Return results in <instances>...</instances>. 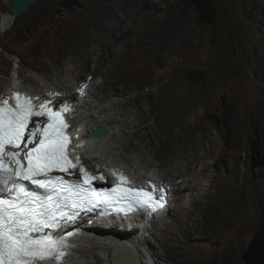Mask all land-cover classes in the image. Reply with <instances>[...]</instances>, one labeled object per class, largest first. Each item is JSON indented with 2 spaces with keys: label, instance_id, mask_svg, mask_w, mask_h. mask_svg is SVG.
<instances>
[{
  "label": "rangeland",
  "instance_id": "rangeland-1",
  "mask_svg": "<svg viewBox=\"0 0 264 264\" xmlns=\"http://www.w3.org/2000/svg\"><path fill=\"white\" fill-rule=\"evenodd\" d=\"M130 1L137 5L131 17L122 15L120 0H40L24 15L14 16L13 21L0 30V54L6 60L0 65L3 66L0 69V89L3 91L11 82V77L15 76H19L25 84L35 82L38 85L41 82L45 85V74L32 65H40V62L35 63V57L45 56L51 48L55 55L52 68L67 60L72 52L82 54L74 56L82 71L72 81L74 96L77 84L87 81L89 76H94L91 83H102L104 76L120 80L123 73L130 75L131 78L118 83L116 89L108 88L107 98L100 105L112 107L109 98L119 96V105L108 112L118 119L120 117L116 113L126 107V102L132 114L138 117L142 110L145 111L147 121L142 125L148 123L149 126L148 132L143 135L147 146L133 135L136 128L131 130L123 125L126 133L118 141L114 139L110 142L104 157L126 166L124 156L136 160L141 155L140 151L148 153L151 143L158 147L165 140L173 144L170 152H176L174 159L179 163L198 158L194 169H208L204 175L206 179L208 175L212 178L213 175L219 177L224 173L230 176L231 173L233 182L226 181L225 189L230 188L231 194L240 201L235 207L242 209L240 213L244 217L238 220V215L233 214V219L223 221L227 210L234 209V201L230 207L219 201L214 209H205L203 217L198 220L203 224L207 221L211 227L204 225L201 233L206 229L214 230L216 226L212 224H217L218 233L207 235V238L199 236L190 239L186 248L181 249V254H175L177 259L170 257L169 262L246 264L244 249L260 233L264 235V0H212L216 13L214 22L203 21L198 9L188 0H152V4L145 6L139 0ZM9 2L0 0V18L10 12ZM109 7L120 14L113 24L106 16ZM164 19H171V26L164 27ZM103 21L109 25V37L104 38L106 44L90 38L100 29L99 24ZM163 27L170 36L179 31L189 35L193 39L192 55L174 51L178 49V37L174 42L176 48H171L159 61L131 54L137 49L145 50L146 29ZM161 35L160 38H164ZM47 37L50 38L48 45L44 44ZM79 39H85L93 46L98 62L106 59V67L100 74L93 73L90 55L76 50ZM27 41L32 44V51L28 50ZM64 54H68L66 58ZM43 61L49 63L50 60ZM117 64L122 70L116 67ZM52 82L57 84L56 80ZM103 93V90L96 89V97L90 94L85 97L83 91L82 98L90 100L87 101L90 105H96L97 97L100 98ZM112 127L120 129L119 125ZM175 132H181V141ZM241 133H245L244 140L251 138L248 179L245 181L242 160L235 155L232 158L237 161L224 158ZM191 139L195 143L189 147ZM129 141L141 145L143 150L128 146L125 151L123 146ZM183 152L187 155L186 159ZM152 155L151 149L150 156H147L150 158ZM231 162L236 164L233 169H240L238 174L230 171ZM95 164L90 162L91 166ZM157 169L165 174L162 169ZM166 177V180H171L169 174ZM186 193L187 199L194 198L191 192ZM174 198L173 211L179 204L176 203L177 197ZM220 204L227 209H218L222 207ZM175 217L169 221L172 227ZM164 221L153 226H164ZM240 226L245 228V232ZM156 231L143 232L154 248L161 251L155 239Z\"/></svg>",
  "mask_w": 264,
  "mask_h": 264
},
{
  "label": "bare ground",
  "instance_id": "bare-ground-1",
  "mask_svg": "<svg viewBox=\"0 0 264 264\" xmlns=\"http://www.w3.org/2000/svg\"><path fill=\"white\" fill-rule=\"evenodd\" d=\"M139 3L141 5L144 4L145 6L148 4H152V0H139ZM120 5L123 7L122 15L126 17L133 16L134 12L137 9L136 3H132L130 0H120ZM130 6H132L133 8L127 9ZM106 16L109 18L112 24L113 20H117L118 18H120V14L113 7H109ZM13 18L14 16L11 12H6L4 14L3 19L0 21V27L2 28L4 25L9 24L11 21H13ZM164 23V27H167L171 26L172 22L171 19H167L164 21ZM99 26L100 29L96 30L94 34H91L90 38L91 40H99L106 44L104 38L109 37V25H106L103 21L100 22ZM164 27L152 29L149 31L146 29V39L143 41L145 50L142 52L137 49L135 52H131V54L138 55L141 58H148L153 62L159 61L161 58H163L162 56L167 54L171 48H176L174 42H176V38L178 37V49L176 48L174 51H179L180 54L182 53L183 55L185 53L190 55L192 53L191 51H193L194 49L192 47L193 39L189 37V35L185 36L181 31L173 33V35L170 36L169 33L166 32ZM160 35L164 38H160ZM49 42L50 38L47 37L44 39V44L48 45L50 44ZM27 45L28 50L32 51L33 46L30 41H27ZM57 48L59 49L60 45H58ZM53 50L54 49L51 48L50 52L45 53L46 55L41 58H36L34 56L36 59L35 63L40 62V65L32 66L39 69L43 74H45V77L47 79L45 80V85H43L41 82H38V85H36L35 82H28L27 84H25V82L20 79L19 76L18 78L16 76L11 77V82L6 85L5 89L3 91L0 89V97L12 94V91L15 87L29 88V90L33 92V97L40 96V98L37 100L39 104L47 101L44 99L47 98V96L48 98L54 97L57 100L62 99L63 92L67 94V97H74V83L72 81L75 77L80 76L82 72L79 68L78 62L74 60V56L76 54H82L72 52V54L67 60H65L63 63L59 64L55 68H52V66L54 65L52 64L53 57L55 56L53 54ZM76 50L90 55L88 57H91L93 60V73L100 74V72H103L106 67V65H104L106 59L98 62L95 54V49L92 45L87 42V40L79 39V43L76 47ZM67 55L68 54H64L63 56L66 58ZM2 56L3 55L1 53L0 65L3 64L2 62H6V60ZM43 59H49L50 61L49 63H46L43 61ZM116 67L122 70L120 65L117 64ZM117 68H115V70L119 71ZM0 69H3V66H0ZM102 75L104 76L103 73ZM129 76L130 75H128L127 73H123L120 80L110 79L109 77L104 76V81H102V83H90V85H87L85 89L83 83L85 80L83 82L80 81L77 84V89L82 86L80 88V91L81 89H83L84 93H86L85 97L89 96L90 93L91 95H93V97H96L94 95V91L96 89L104 91L103 95L100 98L97 97L96 105H90L85 100V110L82 112V124H85V122L98 120L103 122L104 125L108 129H110V132L103 142H99L98 140L93 142L94 140L92 141L86 139L87 132L74 131V134H77L76 137L79 138V140L83 141V146L80 148H75L74 154L79 157L82 163L88 162V166H91L90 162H95V167L99 168L98 172H102V176L105 180L115 181L114 179L118 177L117 174H123L124 176L128 177V180L132 184L143 185L151 189V186L158 187L160 184H163L167 189L172 187V190L167 191L166 194H172V197H177L176 203L178 204L179 202V204L178 206L176 205V212L175 210L173 211V209H170L171 212L165 214V218L160 221H155V217L164 215V209H157L156 211L151 212L148 216V219L144 216H140L138 213H136L135 215L127 216L117 215L115 217H110L107 220V224L99 220L97 216H95L94 219L91 220L89 219L91 214L84 213V217L80 216L74 221L67 223V228H72V230L69 232L72 233V235L66 237V239L68 240V244L73 250H79L80 252L83 251V253L68 256L70 258L65 259L62 264H87V262H92V264H108L110 261L113 264H119L126 261L122 257L123 254H129L130 259L136 262L137 264H171L169 262L170 257H175V259H177L176 255L181 254V249L186 248L185 246L187 245V242L190 239L199 236L200 238H207V235L218 233L217 224H212V226H216L214 230L211 231L206 229L205 232L201 233L205 227H211V224H209L207 221L205 222V224H203L200 223L198 220L199 217H203L205 209H214V207L219 201H223L224 206H226L227 204V206L230 207L234 201L236 202V204H234V209L227 210L223 221H227L229 220V218L233 219V214L238 215V220H241L244 217V215L240 213L242 209L238 210V208L235 207L236 205H238V203L240 204V201L231 194L230 188L225 189L224 183L226 181L233 182L230 178V176H232L231 173L230 176L228 174L223 173V175H220L219 177L213 175L212 178L208 175L206 179L204 175L208 173V169H205L203 171L194 169V167L197 165V162L199 161L198 158H193V160L189 162L183 161L182 163H179L176 158L174 159L176 152H170L173 146L172 143L169 144L168 142L163 140L158 147H155L151 143L148 151L149 154L145 152L142 154V152L140 151L141 155L136 160L128 155L124 156L127 164L130 166L129 168L128 165L125 166L122 164H115L113 161H110L108 158L104 157L107 153L106 150L108 148V145L110 146V142L114 139L118 141L121 135L126 133V127L130 128L131 130L132 128H136L133 131V135L140 139L141 144L143 143L144 146H147L146 142L144 141L143 135L146 131L148 132L149 126L148 123L142 125L143 122L147 121L145 120V111L142 110L141 114L138 117V115L132 114L126 102V107L124 106L122 110L119 109V111H117L116 113L120 117V119H118L114 117V114H109L108 112L113 110L117 105H119V103L116 105H112V107H104L100 105L101 101H104L106 100L105 98H107L105 94H107L108 88L116 89L118 83H124L127 79L131 78ZM28 80H30V78H28ZM51 80H56L57 84L53 83ZM54 92L57 94V96L51 95ZM83 95V93L80 95V102H84L82 98L84 97ZM9 102L13 101L9 99ZM49 105L50 103L47 106ZM137 106L139 107V105ZM90 109H94V111H91ZM112 125H119L120 129L115 130ZM123 125H125L126 127H124ZM77 127L78 126L72 128L76 129ZM175 134L177 136V139L181 141V132H175ZM191 134H193V132ZM244 134L245 133H241L238 136V139L234 141L232 147L225 154L224 157L235 159L236 161L238 159L242 160V165L244 167L243 172L246 171L244 174L245 178L243 179V181L248 179V165L250 164L249 159L251 156L249 152V144L251 138L248 137V139L244 140ZM194 143V140L191 139L188 141V146L191 147ZM128 146H134L136 150H143V147L141 145H136L132 141H129L123 146L125 151L126 147ZM183 148L184 150H186L185 145ZM151 149L153 150V155L149 158L147 155L150 156ZM241 152H244L246 155L244 156ZM191 153H193V150ZM85 155L88 157V161L87 159L85 160ZM234 155L239 158H232V156ZM242 157H244L245 159H243ZM183 158H187V155L184 152ZM235 165L236 164L231 162L230 171L233 170L236 174H238L240 169H233ZM155 167L165 171V174H161L160 170ZM166 174H169L171 176V180H166ZM165 181H167L171 187H167L168 185L167 183H164ZM185 191L189 193L191 192L194 198L187 199L188 195ZM174 202L175 200L173 199L171 201L172 206ZM220 206L222 207L218 209H227V207L225 208L222 204H220ZM164 207H166V205L160 208ZM174 215H176V217L174 220L175 222H172V227L169 221L172 218L174 219ZM86 219L87 222L90 224L88 226L86 223ZM149 219L151 220L149 221ZM162 221L165 222L164 226H153V224H160ZM116 222L120 223V225H117L119 227L115 226ZM204 225L206 226L203 227ZM86 226L88 228L85 230L84 228ZM241 229L245 232L244 227H241ZM143 231H156L155 239L159 244L161 251H157L154 248L152 242L148 240L147 236L144 234ZM152 234L154 233L152 232ZM88 235L93 240H90V237ZM121 237H124L127 243H130L128 239L131 240L132 243L130 244H132L133 247L138 251L137 258L140 263H138L135 254L129 246H122L119 249L116 248L118 246V242L122 241L120 240Z\"/></svg>",
  "mask_w": 264,
  "mask_h": 264
},
{
  "label": "snow or ice",
  "instance_id": "snow-or-ice-1",
  "mask_svg": "<svg viewBox=\"0 0 264 264\" xmlns=\"http://www.w3.org/2000/svg\"><path fill=\"white\" fill-rule=\"evenodd\" d=\"M9 99L14 104L10 105ZM48 104L36 105L19 92L10 98L0 97V264H42L49 260L62 264L70 245L64 236L54 233L63 222L74 221L81 210L91 211L100 204L122 205L119 211H154L164 206L163 187L151 186V191L130 187L123 174L117 176L125 186L105 190V195L91 187L96 177L82 166L83 183L52 175L68 173L80 161L79 157L75 162L69 157V126L62 117L68 106L56 111ZM33 117L47 119L29 127Z\"/></svg>",
  "mask_w": 264,
  "mask_h": 264
},
{
  "label": "clouds",
  "instance_id": "clouds-1",
  "mask_svg": "<svg viewBox=\"0 0 264 264\" xmlns=\"http://www.w3.org/2000/svg\"><path fill=\"white\" fill-rule=\"evenodd\" d=\"M13 16H15L14 14H13ZM4 17V16H3ZM3 17H1L0 18V21L3 19ZM6 27V25H4L2 28L0 27V30H3L4 28ZM259 69V68H258ZM88 80L87 81H85L84 83L86 84V85H90V83L93 81V79H94V76H89L88 78H87ZM83 82V81H82ZM81 82V83H82ZM82 87V86H81ZM81 87H79L78 89L76 88V96H74V97H67V94L66 93H63V98L62 99H60V100H57L56 98H54V97H52V98H48V96H47V98H44L45 100H47L49 103H50V105L48 106V107H52L54 110H56V111H60V109H61V106L62 105H67L68 106V110H66V111H64V112H62V117L63 118H65V120L68 122L67 124H69L70 125V129L73 131V136L74 135H77V134H74V131H77V132H87V140H94V142L96 141V139L94 138L93 139V137H92V135H91V137H90V134L92 133L91 132V130L90 129H88V126L93 122V121H91V122H85V124H82V117H83V115H82V112L85 110V101L84 102H80V95L83 93L82 91H80V88ZM13 92H19V93H21V94H24V95H26V96H28V97H30L31 99H32V102L34 103V104H36V105H39V103L37 102V100L40 98V96H35V97H33V92L32 91H30L29 89H27L26 87H15L14 89H13V91H12V93ZM55 93V92H54ZM55 96H57V95H55ZM90 96L91 97H93L92 95H91V93H90ZM11 97V94L10 95H6V96H4V97H2V98H10ZM112 97V96H111ZM110 97V98H111ZM117 97H119V96H117ZM68 98V99H67ZM110 98H109V103H110ZM119 100H120V97H119ZM12 101H14V100H12ZM86 101H90V100H86ZM119 102V101H118ZM111 105H113L112 103H110ZM37 121H35L34 120V122L33 123H36V122H39V123H45L46 122V119L47 118H44V117H42V119H41V117H36L35 118ZM94 121H96V120H94ZM103 123V122H102ZM104 124V123H103ZM83 125V126H82ZM75 126H78L76 129H73L72 127H75ZM99 129H98V131L97 132H99V133H101L102 132V130H101V127L100 126H98V124L96 125ZM110 130V129H109ZM76 142H78V143H80V144H82V142L83 141H81V140H79V138H77L76 139ZM99 142H103V141H99ZM77 144V143H76ZM75 144V145H76ZM81 152V151H80ZM82 153V152H81ZM87 159V161H88V157L85 155V160ZM80 160V159H79ZM81 161V160H80ZM83 165L85 166V170L86 171H89V172H92V173H96V172H98V170H99V168L98 167H91V166H88V162H86V163H83ZM97 168H98V170H97ZM128 178V177H127ZM164 183H167V187H171L169 184H168V182L167 181H165ZM160 187H163L166 191H165V195H166V199H167V201H168V208L167 209H164V211H165V213H164V215H161V216H159V217H155V221H160V220H163L164 218H165V214H168V213H170L171 212V210L170 209H172V205H171V201L174 199L175 200V198L174 197H172V194L171 195H169V194H166L167 193V191H170V190H172V187L171 188H169V189H167L163 184H160L158 187H156L157 189L158 188H160ZM152 189L151 188H148V191H151ZM159 194V192L157 191V193H156V195H158ZM170 200V201H169ZM143 210V209H142ZM157 209H155L154 211H156ZM154 211H152V212H154ZM121 212V211H120ZM151 213V212H150ZM117 214H119V213H115V214H111V215H108V216H105V217H101L99 220H101L103 223H105V224H107V220L110 218V217H115V216H117ZM132 215V214H131ZM133 215H135V214H133ZM140 216H144L145 218H147L148 219V216H149V214L148 215H141V214H139ZM164 216V217H163ZM103 218V219H102ZM167 218V217H166ZM151 219H149V221H150ZM148 222V221H147ZM116 225L115 226H117V225H120V223L119 222H116L115 223ZM88 225H90L89 223H87V226ZM85 227L84 229L86 230L88 227ZM117 227H119V226H117ZM88 234V233H87ZM89 236V235H88ZM90 237V236H89ZM124 239V237H121L120 238V240H123ZM90 240H93L91 237H90ZM126 240V239H125ZM128 241L130 242V243H132L131 242V240H129L128 239ZM256 241H262V242H264V235H263V233H260L259 235H258V237L255 239V242ZM120 242L121 241H119L118 242V246L116 247V248H120ZM252 242H254V241H252ZM251 242V243H252ZM130 243H127L128 245H131V250L135 253V257H137V254H138V251L133 247V245L132 244H130ZM248 243V242H247ZM250 243V244H251ZM249 244V245H250ZM248 245V246H249ZM246 247H247V244H246ZM247 248H245L244 249V251L246 250ZM87 254V253H86ZM122 255V254H121ZM123 259L124 260H126V261H124V262H122V263H119V264H130V263H133V264H137L136 262H134L133 260H131L130 259V256H129V254H123ZM70 258V257H69ZM138 259V258H137ZM92 264V262H87V264ZM140 263V262H139ZM108 264H113V263H111V261L108 263Z\"/></svg>",
  "mask_w": 264,
  "mask_h": 264
},
{
  "label": "water",
  "instance_id": "water-1",
  "mask_svg": "<svg viewBox=\"0 0 264 264\" xmlns=\"http://www.w3.org/2000/svg\"><path fill=\"white\" fill-rule=\"evenodd\" d=\"M40 0H10L8 4V10L14 14L15 16L24 15L33 5H35ZM26 5V7H25ZM119 97L112 96L110 98V103L113 105L118 104ZM101 127L102 132L99 133L98 127ZM88 129L91 130V135L98 141H104L110 130L101 122V121H93L89 126ZM122 246H129L130 249L132 248L131 245H128L126 240L123 239L120 242V248ZM134 253V252H133ZM135 254V253H134ZM136 256V255H135ZM137 259V257H136ZM243 259L246 264H264V242L262 241H254L252 242L247 249L243 253ZM138 261V259H137ZM139 263V261H138Z\"/></svg>",
  "mask_w": 264,
  "mask_h": 264
},
{
  "label": "trees",
  "instance_id": "trees-1",
  "mask_svg": "<svg viewBox=\"0 0 264 264\" xmlns=\"http://www.w3.org/2000/svg\"><path fill=\"white\" fill-rule=\"evenodd\" d=\"M194 5L198 11L201 19L206 22H214L216 18L215 7L212 0H188Z\"/></svg>",
  "mask_w": 264,
  "mask_h": 264
}]
</instances>
